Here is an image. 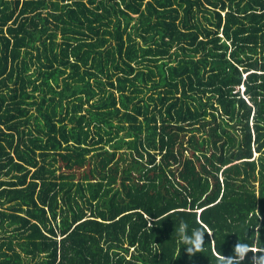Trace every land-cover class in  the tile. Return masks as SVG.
Listing matches in <instances>:
<instances>
[{"label": "trees", "instance_id": "obj_1", "mask_svg": "<svg viewBox=\"0 0 264 264\" xmlns=\"http://www.w3.org/2000/svg\"><path fill=\"white\" fill-rule=\"evenodd\" d=\"M238 242L264 264V0H0V264Z\"/></svg>", "mask_w": 264, "mask_h": 264}, {"label": "clouds", "instance_id": "obj_2", "mask_svg": "<svg viewBox=\"0 0 264 264\" xmlns=\"http://www.w3.org/2000/svg\"><path fill=\"white\" fill-rule=\"evenodd\" d=\"M183 231V229H181ZM203 233L199 230H195L192 237H185L186 243L195 245L197 248L203 241ZM193 249L189 248L188 251L191 252ZM249 250L246 244L237 243L234 249V257L229 258L227 264H241V261L245 259V254Z\"/></svg>", "mask_w": 264, "mask_h": 264}]
</instances>
